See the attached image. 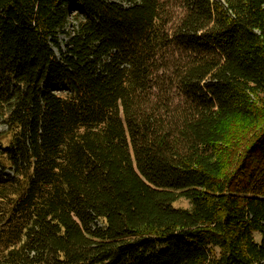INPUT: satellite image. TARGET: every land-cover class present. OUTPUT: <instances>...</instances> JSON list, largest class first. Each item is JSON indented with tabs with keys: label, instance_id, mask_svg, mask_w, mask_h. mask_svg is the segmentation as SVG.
I'll list each match as a JSON object with an SVG mask.
<instances>
[{
	"label": "trees",
	"instance_id": "trees-1",
	"mask_svg": "<svg viewBox=\"0 0 264 264\" xmlns=\"http://www.w3.org/2000/svg\"><path fill=\"white\" fill-rule=\"evenodd\" d=\"M162 1L0 0V264H264V0Z\"/></svg>",
	"mask_w": 264,
	"mask_h": 264
},
{
	"label": "rangeland",
	"instance_id": "rangeland-1",
	"mask_svg": "<svg viewBox=\"0 0 264 264\" xmlns=\"http://www.w3.org/2000/svg\"><path fill=\"white\" fill-rule=\"evenodd\" d=\"M162 1V0H160ZM178 1L179 0H166L164 2V15H169V14H173V17L172 19H170L165 27V29L170 32L171 28L173 25H171V22H174L175 21V16L177 14V12L179 11V9L177 8V4H178ZM163 2V1H162ZM174 24V23H173ZM60 38L64 39L65 36L60 34ZM170 38V36H169ZM174 41L171 40L170 43L168 44V52L174 50L173 48V45H174ZM185 53H182V55H184ZM161 80H162V87L163 88H167L168 87V83H169V78H168V74H165V75H162L161 76ZM174 97H177V95L174 94ZM177 99H178V102H177ZM181 101L180 97H177L173 100V103H179ZM4 128V125L0 123V129H3ZM238 136V133H233V137H237ZM7 172H9V170H6ZM173 205H176V206H182V207H186L188 206L187 205V202L183 199H179L177 201H175L173 203ZM255 237L258 239L259 238V235L257 233H255Z\"/></svg>",
	"mask_w": 264,
	"mask_h": 264
}]
</instances>
